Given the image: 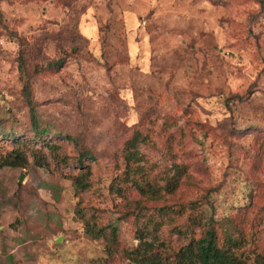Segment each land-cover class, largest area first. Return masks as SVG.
Segmentation results:
<instances>
[{
	"label": "rangeland",
	"instance_id": "obj_1",
	"mask_svg": "<svg viewBox=\"0 0 264 264\" xmlns=\"http://www.w3.org/2000/svg\"><path fill=\"white\" fill-rule=\"evenodd\" d=\"M149 219L264 264V0H0V264H126Z\"/></svg>",
	"mask_w": 264,
	"mask_h": 264
},
{
	"label": "trees",
	"instance_id": "obj_2",
	"mask_svg": "<svg viewBox=\"0 0 264 264\" xmlns=\"http://www.w3.org/2000/svg\"><path fill=\"white\" fill-rule=\"evenodd\" d=\"M31 118L35 123V115L31 114ZM37 131V130H36ZM46 129L41 132L46 133ZM14 131L9 130L4 132V135L13 136ZM67 138H71L66 135ZM136 136H133L126 142V152L124 160L128 164L130 161L137 162L139 160L136 150ZM53 145L52 143H47ZM75 145L76 142H75ZM88 152H81L77 159L82 160V156ZM26 162L23 151L17 150L12 155H7L3 158L2 164L8 166H22ZM89 171L78 172L72 180V185L76 191L86 190L90 186L88 180ZM133 186L142 196L151 198L160 195V189H165L167 192L173 191L178 185V178H174L167 183L163 188L152 186L151 184H143L137 180H133ZM118 191V188H115ZM152 224L153 233L148 236L144 230H139L136 234L137 244L132 248H127L123 251L126 264H255V260L249 256L238 252V240L227 235L223 241H220L218 232L212 220L206 221L205 229L200 230L198 236L192 229L188 227H176L173 231L177 234L180 243L175 249L168 248L163 240H160L157 235L160 223L149 219ZM193 225L198 226L199 221L196 218H191ZM89 233H93L92 227H88ZM111 231L115 234V226H111ZM149 237V238H148Z\"/></svg>",
	"mask_w": 264,
	"mask_h": 264
},
{
	"label": "water",
	"instance_id": "obj_3",
	"mask_svg": "<svg viewBox=\"0 0 264 264\" xmlns=\"http://www.w3.org/2000/svg\"><path fill=\"white\" fill-rule=\"evenodd\" d=\"M22 178V175L19 176V180Z\"/></svg>",
	"mask_w": 264,
	"mask_h": 264
}]
</instances>
